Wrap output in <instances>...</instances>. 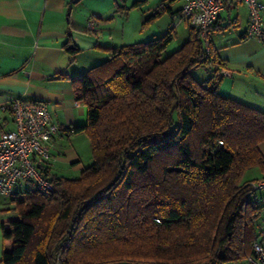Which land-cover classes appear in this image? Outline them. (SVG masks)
Masks as SVG:
<instances>
[{"label": "trees", "instance_id": "trees-1", "mask_svg": "<svg viewBox=\"0 0 264 264\" xmlns=\"http://www.w3.org/2000/svg\"><path fill=\"white\" fill-rule=\"evenodd\" d=\"M173 38L105 48V60L69 78L86 107L73 133L88 138L91 163L49 177L50 195L13 191L0 264H248L263 231L256 181L243 176L264 174V110L219 92L224 63L209 34L207 51L191 25L167 52ZM198 67L211 76L198 81Z\"/></svg>", "mask_w": 264, "mask_h": 264}, {"label": "crops", "instance_id": "crops-1", "mask_svg": "<svg viewBox=\"0 0 264 264\" xmlns=\"http://www.w3.org/2000/svg\"><path fill=\"white\" fill-rule=\"evenodd\" d=\"M183 2L0 0V125L14 128L8 102L15 97L44 101L51 120L61 126L84 124L86 107L76 100L69 78L105 60V48L162 36L171 29L174 38L166 50H176L189 34L188 22L178 17ZM156 11L159 15L148 21ZM248 20L245 4L227 0L209 33L219 60L229 70L218 79V90L264 110V39L246 36ZM73 46L74 53L69 50ZM207 71L210 77L212 69ZM260 148L264 152V143ZM50 152L53 160L45 164L48 177H74L91 163L83 133L58 134ZM263 176L260 173L259 178ZM12 207L0 208V256L11 248V241L3 242L1 223L16 217Z\"/></svg>", "mask_w": 264, "mask_h": 264}, {"label": "built area", "instance_id": "built-area-1", "mask_svg": "<svg viewBox=\"0 0 264 264\" xmlns=\"http://www.w3.org/2000/svg\"><path fill=\"white\" fill-rule=\"evenodd\" d=\"M227 0H184L178 17L199 30L206 43L209 28L217 21ZM235 4H245L249 11L246 36L264 39L262 12L264 0H231ZM175 17L174 19L178 18ZM92 27V21L89 22ZM229 70L221 67L216 75H227ZM8 109L12 115L14 128L5 129L0 125V194H12L14 187L28 182L41 192L50 195L54 183L42 174L41 167L53 160L50 147L58 134H72L73 126H61L51 120L44 101L11 98ZM253 189L264 187V178L252 183ZM248 264H264V231L253 242V253L247 257Z\"/></svg>", "mask_w": 264, "mask_h": 264}, {"label": "rangeland", "instance_id": "rangeland-1", "mask_svg": "<svg viewBox=\"0 0 264 264\" xmlns=\"http://www.w3.org/2000/svg\"><path fill=\"white\" fill-rule=\"evenodd\" d=\"M191 73L198 81H202L206 79V77L208 76L207 69L201 67L192 69ZM260 173L261 172L257 167H253L248 169L244 173L243 177L244 179H249V180L255 179L254 181H257L259 179ZM30 187H31L30 183L22 182L14 187V191H22ZM250 200L254 202L256 205L261 207L260 215L256 221V226H255L256 231L259 233L264 231V187H258L254 189V191H252V193L250 194ZM10 205H12L11 194L8 195L0 194V208L2 207L4 208Z\"/></svg>", "mask_w": 264, "mask_h": 264}]
</instances>
